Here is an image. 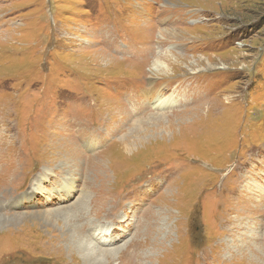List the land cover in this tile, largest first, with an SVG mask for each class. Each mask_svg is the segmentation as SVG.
Masks as SVG:
<instances>
[{
  "label": "rangeland",
  "instance_id": "obj_1",
  "mask_svg": "<svg viewBox=\"0 0 264 264\" xmlns=\"http://www.w3.org/2000/svg\"><path fill=\"white\" fill-rule=\"evenodd\" d=\"M96 247L264 264V0H0V264Z\"/></svg>",
  "mask_w": 264,
  "mask_h": 264
},
{
  "label": "bare ground",
  "instance_id": "obj_2",
  "mask_svg": "<svg viewBox=\"0 0 264 264\" xmlns=\"http://www.w3.org/2000/svg\"><path fill=\"white\" fill-rule=\"evenodd\" d=\"M166 32H161L160 33V37H165V38H176V35H172L170 34L172 37L168 36L167 33L165 34ZM175 36V37H174ZM161 39V38H160ZM163 42V41H162ZM163 44V43H162ZM166 44V43H165ZM154 49V48H153ZM160 51V50H159ZM157 56L156 60L154 61L153 60V64L151 65L150 67V72L153 74V75H160V74H165L169 71H171V69H169V66H167L162 60L163 59H170L168 58V55L166 53H163L161 55H159L160 53H155ZM152 56V55H150ZM106 58V57H105ZM176 61V60H175ZM170 62V60H169ZM172 62V60H171ZM209 66H211V64L209 62H207ZM163 88H166V87H163ZM163 88L161 89H156L155 87H153V85L151 83H149V87L148 89H144V93H148L150 96L151 95H159L160 97L163 95ZM162 99L161 100H158L156 104L158 103H161ZM169 115H165V114H154V115H149V119L152 120V121H155V122H159L160 121L162 122L163 120H165V118H167ZM139 122V121H138ZM134 125V124H133ZM139 125V124H138ZM137 125V126H138ZM134 127L132 129H130V132L135 130V129H138V127ZM129 133L128 134H125L121 137V141L120 143L122 144V147L124 149V151H127L131 146H132V143H130V141H128V139H130L131 137H129ZM129 137V138H128ZM119 148V147H118ZM116 206V205H115ZM118 206V205H117ZM116 206V207H117ZM64 211V210H63ZM65 212V211H64ZM53 213H59V212H53ZM87 222V221H86ZM84 227V224H80L77 228H76V231H79L81 228ZM71 237V236H70ZM91 249V254H94L95 255V261L93 262H88L87 264H108L110 260H112V262H114L116 259H114L115 257L119 258L118 257V253L117 250L118 249H112V248H108V249H99V248H90ZM99 252H100V255H99ZM100 256V259L97 257V256Z\"/></svg>",
  "mask_w": 264,
  "mask_h": 264
}]
</instances>
